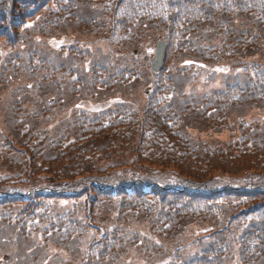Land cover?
<instances>
[{
    "label": "trees",
    "instance_id": "obj_1",
    "mask_svg": "<svg viewBox=\"0 0 264 264\" xmlns=\"http://www.w3.org/2000/svg\"><path fill=\"white\" fill-rule=\"evenodd\" d=\"M67 32L83 42L50 44ZM157 35L165 69L140 74L133 49ZM0 41L11 47L0 59V138L11 147L0 146V249L12 246V260L44 264L50 230L39 222L51 213H35L44 201L19 210L22 196L2 186L40 183L48 194L35 198L97 192L88 218L63 212L80 234L111 206L108 231L72 264H264V0H0ZM69 95L70 121L60 116ZM188 244L193 253L180 250Z\"/></svg>",
    "mask_w": 264,
    "mask_h": 264
},
{
    "label": "rangeland",
    "instance_id": "obj_2",
    "mask_svg": "<svg viewBox=\"0 0 264 264\" xmlns=\"http://www.w3.org/2000/svg\"><path fill=\"white\" fill-rule=\"evenodd\" d=\"M83 7L85 8V7H87V5L86 6L83 5ZM98 7L99 6L95 5V6H92L91 9L96 11L98 9ZM95 11H93V12H95ZM61 18L64 20V22H66L67 19H68L67 15L65 13H62ZM51 39L50 40L53 42V44L57 45L58 48H64V47H67V45H70L72 47V45L74 44V42L76 40L80 41V39H82V38H79L77 33L67 32V35L64 34V35H62V37H55V38H51ZM155 42H156V39H151V40L145 41L143 44L140 45L139 48H140V50L144 48V51L146 53V57H143V55L141 53L139 55L131 54L132 56H134L138 60V64L139 65L137 67V70H139L140 74L142 73L143 65H148L149 68H150V61H149L148 55H150V54L153 55L154 54V52H155V44H156ZM10 48L11 47L8 46L7 42L0 41V59L6 57L7 53L10 51ZM137 50H139V49H137ZM225 71H227V70L225 69ZM149 81H150V76L148 77L147 83ZM11 82L17 83L18 80L13 79V80H11ZM21 83L22 82L20 81L19 84H21ZM16 85H18V84H16ZM145 85L143 87H145ZM146 95H147L146 91L143 90V88H142L140 95L137 97V102H139L138 99L140 101H143L144 98L146 97ZM0 97H3V95L0 94ZM7 99L10 102V105H11L12 102H13V98L8 94L7 95ZM122 99H124V98H122ZM66 100L70 103V105H69V107L67 109L64 110V115L60 114V116L62 118H64V119H67L68 121H70L71 117H72V112L70 111V108H71V105H72L71 95L67 96ZM1 102L2 101L0 99V104H1ZM1 107H2V105H1ZM0 111H1V108H0ZM2 113L0 114V127L2 126L3 120L5 119V118L1 117ZM3 136H5V135H3ZM7 138H8L7 136L3 137L2 139L0 138V146L1 145H9L8 142H7ZM9 148L11 149L10 145H9ZM1 176H3V173H0V177ZM4 187L21 188L20 185H14L13 183L6 184V185H4ZM4 187H2V189ZM96 196H97V192L94 189H90V190L85 189V190L80 191L79 195L73 197L72 199H68V197H66V198H62V199H59V200H51V201H49V203H48L49 205L48 206L50 208H52V216H51L50 220H48L45 224L47 226L51 227L52 236L57 237L60 240V239L65 238L69 232L73 231L72 228L67 225V221L63 222V220L60 218V213H57V211L53 208V205L55 203L64 204L66 209L67 208H74L76 211L73 212L72 216L75 219H80L81 216H83L84 218H88L89 217V213L87 211H85V208L88 209V207L90 206V202L91 201H92V204H94V199H95ZM72 201H75V202H78V203L72 204ZM29 205H31V204H29ZM83 205H85L86 207L84 208ZM23 207L24 206L20 205V208H23ZM101 209H102V207L100 209H98V211L95 213V218L90 223H92L94 221L95 223H99V224L103 225V222L109 221L108 216L110 215L111 207H109L106 211H102V212H101ZM242 220H244L243 224L245 225L246 224L245 216L242 217ZM86 224L89 225L88 229L90 230L89 220H87V219H86ZM148 224L152 225V223L150 221L148 222ZM95 230H96V233L102 234L105 231V228H104V226H101V228L99 227V228H97ZM71 236H75L76 240L78 241L76 232L73 231ZM98 236H100V235H98ZM251 255H252V252L251 253L250 252L247 253L246 254V258L248 260H251ZM233 263H236L235 258L233 259Z\"/></svg>",
    "mask_w": 264,
    "mask_h": 264
},
{
    "label": "water",
    "instance_id": "obj_3",
    "mask_svg": "<svg viewBox=\"0 0 264 264\" xmlns=\"http://www.w3.org/2000/svg\"><path fill=\"white\" fill-rule=\"evenodd\" d=\"M164 54H165V46H164V42H160L158 49H157V60H152L153 62V68L155 70H160L162 63H163V58H164Z\"/></svg>",
    "mask_w": 264,
    "mask_h": 264
}]
</instances>
